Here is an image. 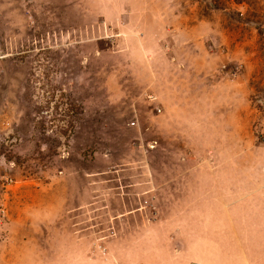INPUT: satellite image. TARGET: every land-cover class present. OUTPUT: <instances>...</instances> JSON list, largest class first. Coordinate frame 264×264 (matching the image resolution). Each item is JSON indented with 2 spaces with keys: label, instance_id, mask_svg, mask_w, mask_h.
<instances>
[{
  "label": "rangeland",
  "instance_id": "obj_1",
  "mask_svg": "<svg viewBox=\"0 0 264 264\" xmlns=\"http://www.w3.org/2000/svg\"><path fill=\"white\" fill-rule=\"evenodd\" d=\"M263 208L264 0H0V264H264Z\"/></svg>",
  "mask_w": 264,
  "mask_h": 264
},
{
  "label": "crops",
  "instance_id": "obj_2",
  "mask_svg": "<svg viewBox=\"0 0 264 264\" xmlns=\"http://www.w3.org/2000/svg\"><path fill=\"white\" fill-rule=\"evenodd\" d=\"M152 83L153 82H149L147 84L148 87H152ZM146 144L150 145V141L149 143ZM139 162L140 164H135L133 166L138 168V172H137L138 174L140 175L145 174L140 176V178L143 179L147 177V174L151 175L152 172L150 170H146V168L152 167V162L148 159L140 160ZM159 163H161L162 166H168L172 168L168 171L167 174L165 173V171L164 173L160 172L162 173L160 175H163L162 177L167 176L168 178V179L166 178L164 179L163 184L168 183V180H171V183H173L172 194H168L167 195L168 197L170 196L173 197L174 192H176L179 195H182L180 192L184 191V184L188 183L191 186V188L189 189V196L194 198H203L205 200L206 209H208L207 204L211 203V200L213 198H220L221 201L225 200L224 203L222 201V205H223L222 208L226 207V209H228L229 180L227 176L219 173V171H217L216 174L213 173L212 168L215 165L214 162H212V160H195V159L181 158L176 160H170L168 162L161 161ZM134 167L131 171V177L133 178L136 177L135 172L137 171L136 168ZM144 168L145 171H143ZM139 181L141 182V180ZM144 182L145 184H143V188L140 187L141 195H143L144 192H147L146 190L148 189V185L146 184L147 181L145 180ZM145 198H148V196H145ZM207 212L208 211H205V214H207ZM260 212H263L262 216H264V210H261ZM168 227L170 228L172 227V230H180L182 226L180 223H173L171 226ZM258 227L261 232H264V221L260 222ZM151 229H154V227ZM156 229L157 231H160L159 228ZM204 229L205 231L212 230V223L211 224L205 223ZM146 240L150 241V238L147 237ZM157 240L159 241L160 239L157 238ZM148 256L146 257V260L150 261V258H148Z\"/></svg>",
  "mask_w": 264,
  "mask_h": 264
}]
</instances>
